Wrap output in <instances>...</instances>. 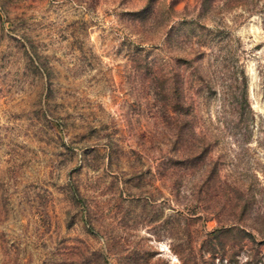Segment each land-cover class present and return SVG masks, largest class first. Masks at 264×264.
<instances>
[{"label":"rangeland","instance_id":"obj_1","mask_svg":"<svg viewBox=\"0 0 264 264\" xmlns=\"http://www.w3.org/2000/svg\"><path fill=\"white\" fill-rule=\"evenodd\" d=\"M0 264H264V0H0Z\"/></svg>","mask_w":264,"mask_h":264}]
</instances>
